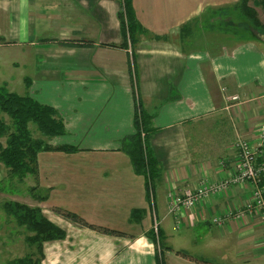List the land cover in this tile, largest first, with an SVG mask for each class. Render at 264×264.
Wrapping results in <instances>:
<instances>
[{
	"label": "crops",
	"instance_id": "0c3cea01",
	"mask_svg": "<svg viewBox=\"0 0 264 264\" xmlns=\"http://www.w3.org/2000/svg\"><path fill=\"white\" fill-rule=\"evenodd\" d=\"M238 2L133 0L137 18L151 33L120 47L110 44L125 40L121 0H0V59L9 52L23 67L17 79L0 84L57 108L80 148L39 156L43 185L52 193H73L70 204L52 194L38 204L67 231L64 239L48 242L70 234L83 238L84 247L73 248V262L67 264H205L202 259L230 264L221 257V240L231 242L243 264H264L263 219L247 214L237 222L226 216L244 208L251 184L232 183L225 195L211 193L183 216L181 225L169 209L171 190L195 189L206 177L217 183L226 178L238 138H256L264 121V45L221 20L223 8L233 16ZM189 22L191 33L185 35ZM234 95L239 98L232 100ZM137 99L158 127L152 148L163 174L153 204L145 177L135 173L121 150L123 138L135 131ZM263 181L264 175L262 187ZM54 205L128 234L79 226L56 213ZM134 208L146 209L141 222L130 220ZM219 212L221 224L215 220ZM156 221L166 241L160 250L147 236ZM44 253L46 264L45 245Z\"/></svg>",
	"mask_w": 264,
	"mask_h": 264
},
{
	"label": "trees",
	"instance_id": "16d2710c",
	"mask_svg": "<svg viewBox=\"0 0 264 264\" xmlns=\"http://www.w3.org/2000/svg\"><path fill=\"white\" fill-rule=\"evenodd\" d=\"M257 6L262 7L264 13V0H239L234 10L244 21L240 26H236V31L247 32L255 40L262 41L264 40V21L259 16ZM223 9H226L223 10L226 11L224 13L230 12L229 7ZM119 19L125 33V40L119 45H110L128 47L129 42L134 44L139 36L151 33L137 18L133 0H121ZM191 25L192 23L189 22L188 25L183 26L185 35L191 33ZM153 37L159 36L153 35ZM66 43L73 44V41ZM134 129L133 133L123 138L121 150L129 155L135 173L145 177L148 199L151 203L157 184L163 174L162 164L152 148V137L158 127L154 123V115L144 110L138 99L136 101ZM66 133L65 119L57 108L40 102L28 91L20 94L9 90L7 84H0V172L4 170L10 178L16 177L20 182L29 175L38 178L39 156L42 152L64 151L71 153L80 149L76 145L67 143L53 144L52 139L54 137ZM37 190V186L30 187L35 198L41 201L47 200L48 196L37 194ZM1 204L8 217L12 218L18 226L25 227L29 232L26 236V242L30 251L23 256L9 260L8 264H43L45 243L61 240L67 236V231L47 217L40 206H33L18 200H5ZM55 210L68 221L100 233L117 236L128 234L124 230L108 225L92 223L72 210L62 207H57ZM145 214V208H134L131 211L130 220L137 223L141 222ZM154 229H150L147 236L153 240L159 250L160 248L164 249L166 243L162 238V231L159 226L157 232ZM179 253L193 258L184 250H179ZM199 261L205 264H215L209 260L202 259Z\"/></svg>",
	"mask_w": 264,
	"mask_h": 264
},
{
	"label": "rangeland",
	"instance_id": "374dc122",
	"mask_svg": "<svg viewBox=\"0 0 264 264\" xmlns=\"http://www.w3.org/2000/svg\"><path fill=\"white\" fill-rule=\"evenodd\" d=\"M256 9L259 13L260 18L264 21V13H263L262 7L257 6ZM235 13L236 12H234L233 16H230L229 13H224L223 16L221 17L223 25L230 26V23H233L234 27L240 26V24L244 21V19H242V17L239 14H237L236 16ZM231 32H236V31L231 30ZM222 35L224 37L225 34H222ZM259 42L264 45V42H261V40ZM13 59H17V58H12L9 52L1 57L0 59V81L3 79L11 81L12 78L17 79L18 74L20 75L22 74L23 67L16 66L15 62L12 61ZM17 61H21V59L19 58ZM32 69L33 68L31 67L30 71H32ZM19 89H20V86L17 87V91H20ZM70 135L71 134L66 133L64 135L54 137L52 139V142L53 144L67 143V144L73 145V142H72L73 138L70 137ZM40 178H41L40 175L38 176V178H35L33 175H29L28 177L25 178V180L20 182L18 181V178L16 177L10 178L9 175L6 173V171L2 170V172H0V264H8L9 260L19 257V256H23L27 252L30 251V247L26 242V236L27 234H29V232L26 230L25 227L18 226V224L14 220H12V218L8 217L7 213L4 211L2 204H1L3 203V201L18 200V201L25 202L33 206H39L38 204H44L43 201H45V199L42 201L38 200L37 198L34 197V195L30 191L31 186H37L38 188L37 194L39 193L40 195H47L48 196L47 200L52 194V197L54 199L66 201L68 202V204L73 203V199H71L70 197V196H73V193L72 195L68 194L67 196L60 195V193H52L50 188L43 185V181ZM202 180L203 178L200 180V182ZM46 182L50 184V181L48 179ZM160 195H161V192L160 194L158 193L157 196H160ZM158 199L159 198L157 197V202H158ZM203 199L204 198L199 200L197 204L199 202L202 203ZM151 202H153V200ZM57 207H60V206L59 205L53 206L54 211L56 213L57 211L55 210V208ZM169 209H170V212L174 215L177 224L181 225L183 216L185 217L187 215L186 208L185 209L178 208L179 211H172L170 207V202H169ZM104 225L109 226V224H104ZM119 226L125 227V228L127 227L133 228V225L129 226L128 224H122V223H120ZM159 227H160V223H159ZM157 231L155 230V232ZM198 232H202L203 235L209 234L207 230L202 231V229H199ZM198 235L199 233H197V236ZM162 238L163 239L165 238L163 232H162ZM80 241L82 243L83 241L82 237L80 238V240H77L75 237L73 238V235L70 234L64 241H55V242L45 243L46 250L49 256L48 260H46V264H67L68 262H73V248L78 247L82 249L81 247H84V244L81 245ZM164 242L166 243L165 240ZM220 242H222L221 244V248H222L221 252L223 254V256L221 255L222 258L226 257L230 264H234V262L235 264H243L242 263L243 261L239 258V256L235 255V252L233 253V246L231 245L230 241L221 240ZM189 246L192 247V245H189ZM193 247L195 249L194 251L201 250L200 247H197V246H193ZM213 250L214 249L211 248V251Z\"/></svg>",
	"mask_w": 264,
	"mask_h": 264
},
{
	"label": "built area",
	"instance_id": "2783aa9c",
	"mask_svg": "<svg viewBox=\"0 0 264 264\" xmlns=\"http://www.w3.org/2000/svg\"><path fill=\"white\" fill-rule=\"evenodd\" d=\"M237 100L239 96L230 97ZM263 104H264V98ZM238 151L232 159V166L226 178L216 182L209 177L197 185L195 189L188 188L183 191L173 189L169 195L170 207L172 211H179L178 208H186L187 212L197 205L202 198L208 197L211 193L215 195L226 194L232 183L241 187L251 184L252 191L247 199L244 208H236L229 211L226 216L235 219L237 222L245 220L247 214L258 217L264 221V187L262 178L264 175V121L259 127L256 138H238L236 142ZM223 166H227V159L222 161ZM218 223L223 222V215L219 212L215 217ZM159 223L155 222V230H158ZM264 250V238L262 239Z\"/></svg>",
	"mask_w": 264,
	"mask_h": 264
}]
</instances>
